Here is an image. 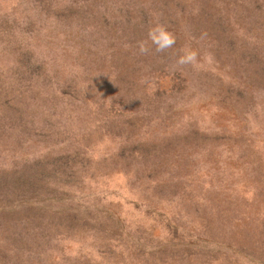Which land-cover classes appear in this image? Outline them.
I'll use <instances>...</instances> for the list:
<instances>
[{
    "label": "rangeland",
    "instance_id": "obj_1",
    "mask_svg": "<svg viewBox=\"0 0 264 264\" xmlns=\"http://www.w3.org/2000/svg\"><path fill=\"white\" fill-rule=\"evenodd\" d=\"M0 264H264V0H0Z\"/></svg>",
    "mask_w": 264,
    "mask_h": 264
},
{
    "label": "clouds",
    "instance_id": "obj_2",
    "mask_svg": "<svg viewBox=\"0 0 264 264\" xmlns=\"http://www.w3.org/2000/svg\"><path fill=\"white\" fill-rule=\"evenodd\" d=\"M151 42L155 46L157 52H163L171 48L175 43L176 39L173 33L168 31L162 25H156L152 27L148 32V40L140 42L139 50L141 53L149 51L148 42ZM178 65H196L198 63V52L194 49H186L184 54L178 58Z\"/></svg>",
    "mask_w": 264,
    "mask_h": 264
}]
</instances>
